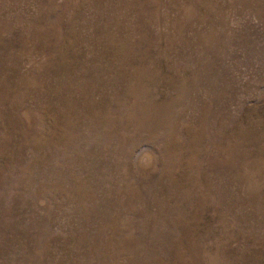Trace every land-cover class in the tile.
<instances>
[{"label":"rangeland","instance_id":"obj_1","mask_svg":"<svg viewBox=\"0 0 264 264\" xmlns=\"http://www.w3.org/2000/svg\"><path fill=\"white\" fill-rule=\"evenodd\" d=\"M0 264H264V0H0Z\"/></svg>","mask_w":264,"mask_h":264}]
</instances>
